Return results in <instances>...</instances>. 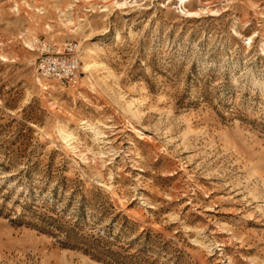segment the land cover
<instances>
[{"label": "rangeland", "instance_id": "374dc122", "mask_svg": "<svg viewBox=\"0 0 264 264\" xmlns=\"http://www.w3.org/2000/svg\"><path fill=\"white\" fill-rule=\"evenodd\" d=\"M0 264H264V0H0Z\"/></svg>", "mask_w": 264, "mask_h": 264}, {"label": "built area", "instance_id": "2783aa9c", "mask_svg": "<svg viewBox=\"0 0 264 264\" xmlns=\"http://www.w3.org/2000/svg\"><path fill=\"white\" fill-rule=\"evenodd\" d=\"M33 45L36 58L31 66L39 78L54 81L61 88L79 84L82 49L77 41L58 44L34 38Z\"/></svg>", "mask_w": 264, "mask_h": 264}]
</instances>
